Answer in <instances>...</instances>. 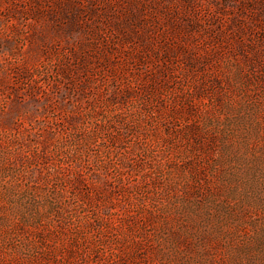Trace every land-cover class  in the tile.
<instances>
[{
	"label": "rangeland",
	"instance_id": "rangeland-1",
	"mask_svg": "<svg viewBox=\"0 0 264 264\" xmlns=\"http://www.w3.org/2000/svg\"><path fill=\"white\" fill-rule=\"evenodd\" d=\"M0 264H264V0H0Z\"/></svg>",
	"mask_w": 264,
	"mask_h": 264
}]
</instances>
